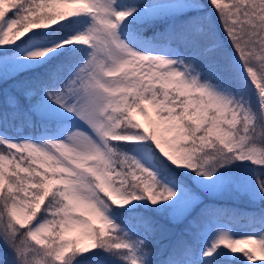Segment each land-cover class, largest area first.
Wrapping results in <instances>:
<instances>
[{"label":"snow or ice","instance_id":"snow-or-ice-1","mask_svg":"<svg viewBox=\"0 0 264 264\" xmlns=\"http://www.w3.org/2000/svg\"><path fill=\"white\" fill-rule=\"evenodd\" d=\"M259 262L264 0H0V264Z\"/></svg>","mask_w":264,"mask_h":264},{"label":"rangeland","instance_id":"rangeland-1","mask_svg":"<svg viewBox=\"0 0 264 264\" xmlns=\"http://www.w3.org/2000/svg\"><path fill=\"white\" fill-rule=\"evenodd\" d=\"M227 230L230 233H233L234 237L238 239H245L252 232H256L257 234L259 233V228H253V229L245 230V231H237L234 228H232V226H229ZM238 247L248 249V248H251L252 246L248 244H241V245H238ZM234 255H241V253H236ZM259 264H264V262H259Z\"/></svg>","mask_w":264,"mask_h":264},{"label":"trees","instance_id":"trees-1","mask_svg":"<svg viewBox=\"0 0 264 264\" xmlns=\"http://www.w3.org/2000/svg\"><path fill=\"white\" fill-rule=\"evenodd\" d=\"M239 207H241L243 209V205H238ZM230 226H232V228H234L237 231H245V230H250L253 229V227H249L247 225V221L245 218L241 217L237 223L234 224H230ZM258 228V227H256Z\"/></svg>","mask_w":264,"mask_h":264}]
</instances>
